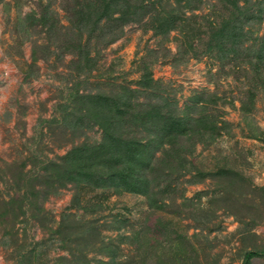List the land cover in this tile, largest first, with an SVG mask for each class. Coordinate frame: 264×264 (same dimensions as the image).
Masks as SVG:
<instances>
[{
  "label": "rangeland",
  "instance_id": "rangeland-1",
  "mask_svg": "<svg viewBox=\"0 0 264 264\" xmlns=\"http://www.w3.org/2000/svg\"><path fill=\"white\" fill-rule=\"evenodd\" d=\"M189 1L184 14L201 27L197 57L183 52L178 30L162 35L150 26L158 3L176 4L155 0L156 7L150 3L121 26L104 20L98 35L84 30L94 61L87 68L66 47L78 35L75 0H0V264H264V140L248 135L249 123L264 135V89L248 116L241 107L264 39V0H238L242 42L226 58L206 50L212 28L236 8L224 0ZM29 14L37 19L26 20ZM146 70L156 80L148 91L140 83ZM76 90L79 97L125 93L136 107L169 100L194 117L199 96H217L207 105L221 134L196 137L193 151L182 154L186 166L173 172L175 196L164 199L163 210L141 194L49 181L43 165L103 134L88 118L73 125ZM122 125L129 135L146 134L141 125ZM197 170L208 175L191 182Z\"/></svg>",
  "mask_w": 264,
  "mask_h": 264
},
{
  "label": "trees",
  "instance_id": "trees-1",
  "mask_svg": "<svg viewBox=\"0 0 264 264\" xmlns=\"http://www.w3.org/2000/svg\"><path fill=\"white\" fill-rule=\"evenodd\" d=\"M181 1L176 0V4L169 3L166 7L158 3L155 12H152L154 14L151 16L150 26L156 33L162 35L178 30L183 38V52H193L197 57L196 42L201 38L199 36L201 27L184 14V8L190 5V1L185 0L182 5ZM225 1L226 4L232 3L236 8L232 14L234 17L226 18L212 28L206 50L209 53L217 50L221 53V58L238 54L244 28L238 0ZM150 3L156 7L155 0H75L71 12L73 16L75 15L73 28H77L78 35L74 40H70L69 46L66 47L78 52L85 61L82 63L84 66L92 67L94 61L90 56L88 43H83L81 39L83 31L88 29L90 33L98 35L97 30L102 28L101 23L104 20L121 26L137 11H146ZM32 18L37 19L35 15L29 14L26 20ZM40 19L45 20L46 17L42 16ZM31 21L30 23H34V20ZM256 52L255 62L252 63L254 74L252 87L249 89L248 99L241 106L242 110L247 112V116L254 110L257 92L264 89V39ZM140 83L147 91L155 87L156 80L150 70L143 73ZM80 96L76 90L71 97L72 101H78L76 104L79 103L80 110L78 111L80 114L74 118L73 125L79 127L83 120L88 118L102 128V137L95 142L82 141L63 155L59 162L54 160L43 165L44 178L49 181L67 178L78 184L91 182L97 187L111 188L117 194L123 192L141 194L146 196L150 208L163 210L169 203L164 199L172 200L175 196L177 187L172 183L175 179L173 172L186 166L182 154L185 151H193L196 137L207 138L209 135V140H215L221 134L218 126L219 117L209 113L207 105L210 101L215 102L217 96L197 98V101L202 102L200 115L197 117L189 113L179 114L169 100L146 102L145 105L140 103L136 107L125 93L100 91ZM125 122L133 123L135 126L141 125L146 134L129 135L127 133L129 130L126 128L122 130L121 124ZM249 125L251 131L248 135L264 140L262 132L253 129V124ZM159 150L163 151L164 155L157 158L156 152ZM220 172L225 173V170L221 169ZM195 175L198 177L197 180L194 178L191 182L199 181L208 173L197 170ZM175 244L180 247V242ZM175 250L182 251L183 247ZM254 254H257V251L249 252L248 256Z\"/></svg>",
  "mask_w": 264,
  "mask_h": 264
}]
</instances>
